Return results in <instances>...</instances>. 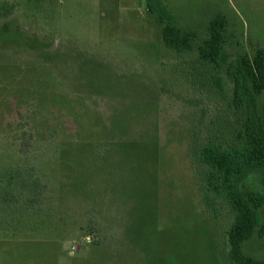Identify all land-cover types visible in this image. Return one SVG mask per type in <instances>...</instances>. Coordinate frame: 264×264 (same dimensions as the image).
I'll list each match as a JSON object with an SVG mask.
<instances>
[{
    "label": "rangeland",
    "instance_id": "obj_1",
    "mask_svg": "<svg viewBox=\"0 0 264 264\" xmlns=\"http://www.w3.org/2000/svg\"><path fill=\"white\" fill-rule=\"evenodd\" d=\"M157 1L182 31L202 38L221 17L237 54L264 49V0ZM1 4L0 264H109L139 256L147 237L150 261L120 264H226L232 217L221 199L215 217L203 212L187 151L224 116L231 85L210 92L215 70L197 39L189 51L167 47L145 0ZM112 110L130 121L114 139L100 131ZM29 173L40 181L32 196L7 187ZM246 250L264 260V239Z\"/></svg>",
    "mask_w": 264,
    "mask_h": 264
},
{
    "label": "trees",
    "instance_id": "obj_2",
    "mask_svg": "<svg viewBox=\"0 0 264 264\" xmlns=\"http://www.w3.org/2000/svg\"><path fill=\"white\" fill-rule=\"evenodd\" d=\"M145 1L148 12L160 11L158 20L162 24L161 37L167 47L177 52L189 51L197 39L200 61L210 64L215 70L210 75L218 90L214 92L211 88L210 92L222 93L224 81L231 85L226 113L218 118L222 120L223 126L217 124L218 119L216 122L211 120L206 125L207 138L200 141L196 135L192 136L187 155L200 171V175L196 176L199 179L197 189L202 198L200 203L203 212L209 217H215L216 213L211 207L212 200L221 199L232 217L226 231L227 251L223 255L224 262L264 264V260L246 250V245L252 239H264V105L259 101L264 92V49L257 47L251 55L244 51L237 54L235 43L230 36H226V22L223 18L215 17L210 20L202 38H198L191 30L182 31L172 19L166 18L161 13L159 1ZM0 10L4 11L0 13L1 16L10 12V8H6L4 4L0 5ZM236 47H239L237 43ZM228 50H235V55L231 57ZM184 61L187 62L186 59ZM220 69L223 70L224 80L219 82L215 78ZM120 117L122 116L112 110L105 129L101 127L100 131H106L112 139L113 132L119 136L125 133L130 121H124ZM31 181L30 173L22 174L19 175L18 186L10 178L7 187L13 186L20 196L28 198L34 194L36 186H40L37 179L33 184ZM150 240L147 237L138 241L137 248L141 249L139 256H116L113 263L108 261L109 264L125 263L128 259L140 262L144 260V256L150 261L154 250ZM100 248H105V245L102 244ZM103 260L99 263H103Z\"/></svg>",
    "mask_w": 264,
    "mask_h": 264
}]
</instances>
